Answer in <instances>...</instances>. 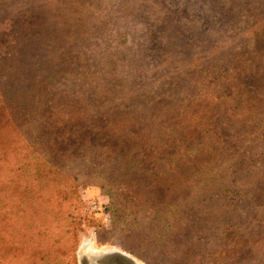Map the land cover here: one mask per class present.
Returning <instances> with one entry per match:
<instances>
[{"label": "rangeland", "instance_id": "rangeland-1", "mask_svg": "<svg viewBox=\"0 0 264 264\" xmlns=\"http://www.w3.org/2000/svg\"><path fill=\"white\" fill-rule=\"evenodd\" d=\"M27 2L36 17L18 34L40 63L25 100L41 116L17 123L29 141L41 129L31 152H54L59 180L79 189L81 202L62 205L77 225L75 264L103 251L137 264H264V0ZM14 35L0 25V55ZM19 77L0 74V87L20 88ZM216 99L235 128L238 177L226 187L237 196L222 197L208 171L162 176L150 164L137 187L115 169L114 145L139 135L150 157L155 135L180 126L206 151ZM120 172L131 193L111 202L104 187Z\"/></svg>", "mask_w": 264, "mask_h": 264}, {"label": "trees", "instance_id": "trees-1", "mask_svg": "<svg viewBox=\"0 0 264 264\" xmlns=\"http://www.w3.org/2000/svg\"><path fill=\"white\" fill-rule=\"evenodd\" d=\"M25 1L0 0V25L7 24L15 31L14 43L0 55V74L8 79L18 76L22 79L20 88L7 87L4 90L0 87V96L7 100L6 103L0 102V264H75L77 225L72 215L62 212V205L68 201L81 202L79 189L73 183L71 186L59 180L62 170L52 161L54 152L51 151L48 159L31 152L27 143H37L41 129L33 131L34 139L29 141L30 137L25 136L27 125L17 123L28 117L37 125L41 116L36 106L28 109L25 100L31 93L26 87L29 83L27 74L40 63L39 57L25 59L23 56L27 37L25 39L18 32L24 31L23 25L30 24L36 17ZM10 61L16 65L12 71H8L12 68ZM7 72H10L9 76L4 75ZM230 79L227 77L225 83ZM176 90L180 92L179 88ZM211 103L212 106L214 103L212 109H220L219 116L211 121V142L206 147L207 153L196 146L200 142L196 136L198 132L194 130L196 133L191 134L180 126L168 129L162 137L155 135L157 148L155 152H148L150 157L145 155L139 135L114 145L110 150L119 165L115 169L130 173L131 182L137 187H145L144 173L150 164L154 167L163 164L162 176H174L186 169L180 173L183 174L181 178L200 177L208 171L207 178L213 177L222 183V197L237 196L238 191L226 187L238 177L232 165L237 157L232 142L234 124L229 121L226 110H221L219 100ZM217 164L221 165L216 167ZM116 175L122 182L104 187L111 202L120 192H125L124 195L131 193L124 181L125 174ZM205 181L207 179H200V182Z\"/></svg>", "mask_w": 264, "mask_h": 264}, {"label": "water", "instance_id": "water-1", "mask_svg": "<svg viewBox=\"0 0 264 264\" xmlns=\"http://www.w3.org/2000/svg\"><path fill=\"white\" fill-rule=\"evenodd\" d=\"M117 258L120 260H123L125 262H132L133 264H137L133 259H131L129 256H126L124 254L114 253L109 255V257ZM108 258V256L104 255H96V254H90V255H80L79 257V264H96L98 262H102L103 259Z\"/></svg>", "mask_w": 264, "mask_h": 264}, {"label": "flooded vegetation", "instance_id": "flooded-vegetation-1", "mask_svg": "<svg viewBox=\"0 0 264 264\" xmlns=\"http://www.w3.org/2000/svg\"><path fill=\"white\" fill-rule=\"evenodd\" d=\"M114 253H119V252H114V251H103V252H95L93 254L96 255H104V256H108V258H105L102 260V262H98L96 264H133L132 262H125L123 260L117 259V258H113V256L109 257V255L114 254ZM121 254V253H119Z\"/></svg>", "mask_w": 264, "mask_h": 264}, {"label": "bare ground", "instance_id": "bare-ground-1", "mask_svg": "<svg viewBox=\"0 0 264 264\" xmlns=\"http://www.w3.org/2000/svg\"><path fill=\"white\" fill-rule=\"evenodd\" d=\"M92 254H93V253H92ZM82 255H83V256H84V255L86 256V255H88V254H82ZM89 255H90V254H89Z\"/></svg>", "mask_w": 264, "mask_h": 264}]
</instances>
